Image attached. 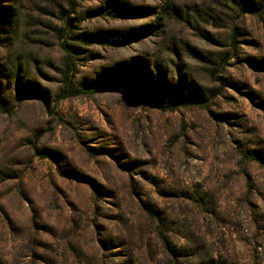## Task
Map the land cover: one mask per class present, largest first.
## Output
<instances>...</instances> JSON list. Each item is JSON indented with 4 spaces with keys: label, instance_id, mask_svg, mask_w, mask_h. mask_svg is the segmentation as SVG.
<instances>
[{
    "label": "rangeland",
    "instance_id": "obj_1",
    "mask_svg": "<svg viewBox=\"0 0 264 264\" xmlns=\"http://www.w3.org/2000/svg\"><path fill=\"white\" fill-rule=\"evenodd\" d=\"M247 4L0 0V264H264Z\"/></svg>",
    "mask_w": 264,
    "mask_h": 264
},
{
    "label": "trees",
    "instance_id": "obj_2",
    "mask_svg": "<svg viewBox=\"0 0 264 264\" xmlns=\"http://www.w3.org/2000/svg\"><path fill=\"white\" fill-rule=\"evenodd\" d=\"M231 3L236 6L238 8V10L240 12H244V11H248L251 14H262V6L258 7V5L256 4V7H252L251 5L248 6L247 4V0H230ZM232 33H234V31H232ZM69 49V48H68ZM119 81V80H118ZM119 83V82H116ZM81 87H86V84H80ZM124 87V88H123ZM91 88V87H90ZM96 88V87H95ZM124 92H125V86H122L121 88ZM124 92H122L123 94H125ZM147 103H149L153 108L159 109V110H171L173 108V104H158V103H152L150 102L148 99H146ZM196 99L194 98H190V99H183L181 101H179V105L183 106V107H187V106H202V104L200 102H196ZM252 160L255 161H259L260 159H258V157L251 155L250 157Z\"/></svg>",
    "mask_w": 264,
    "mask_h": 264
}]
</instances>
